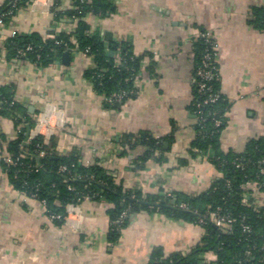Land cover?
Returning <instances> with one entry per match:
<instances>
[{
    "label": "crops",
    "instance_id": "crops-1",
    "mask_svg": "<svg viewBox=\"0 0 264 264\" xmlns=\"http://www.w3.org/2000/svg\"><path fill=\"white\" fill-rule=\"evenodd\" d=\"M111 2L110 14L91 17L93 30L127 45L142 60L133 97L119 108L107 107L95 91L86 77L93 59L79 51L47 67L8 57L5 44L11 38L74 31L66 16L56 20L57 0H32L0 24V91L11 92L27 111L18 113L20 123L0 115V264H149L157 250L164 256L187 255L199 244L204 235L199 225L148 210L134 213L111 242L113 205L105 200L84 201L79 213L57 223L41 202L15 190L3 162L19 134L26 129L28 136V128L34 132L44 121L39 134L55 158L74 156L84 166L99 164L126 190L143 197L208 190L222 173L208 156H194L192 148L202 34L214 42L219 92L229 102L222 150L241 152L251 139L264 138V31L255 26L253 14L264 8V0ZM9 5L0 0V11ZM72 8V0H61L57 12ZM71 42L76 43L74 37ZM141 134L162 143L147 161V146L122 147L127 138Z\"/></svg>",
    "mask_w": 264,
    "mask_h": 264
},
{
    "label": "trees",
    "instance_id": "trees-1",
    "mask_svg": "<svg viewBox=\"0 0 264 264\" xmlns=\"http://www.w3.org/2000/svg\"><path fill=\"white\" fill-rule=\"evenodd\" d=\"M9 1L10 5L0 11V18L4 22H8L18 10L32 2ZM59 1L61 0H57L54 9L56 20L60 21L66 16L73 21L74 31L62 35L51 33L46 37L32 35L11 38L5 44L8 57L26 59L47 67L76 48L80 53L88 52L93 59V67L86 77L95 91L105 97L107 107H121L127 99L133 97L136 81L141 76L142 60L136 58L127 45L118 44L111 37L103 39L93 30L91 17L103 18L110 14L113 7L111 0H72L73 8L65 14L57 12ZM253 14L255 26L264 31V8L253 10ZM73 37L75 44L71 42ZM208 40L211 42L208 43ZM213 47V40L206 33L202 34L197 44L196 73L207 53L212 52L216 56ZM22 53L25 54L23 57ZM215 56V78L210 86L211 94L216 95L217 99L212 104L199 107L209 93H200L195 84L192 107L196 117L192 146L194 156H208L210 162L222 173V178L208 190L194 196L163 192L159 196L143 197L138 191L126 190L115 184L99 164L84 166L74 156L55 158L44 137L38 136L28 141L26 129L8 149L10 159L17 164L3 162L11 184L15 190L28 197L35 195L37 201L45 204L49 216L61 215L60 220H54L60 224H64L63 218L69 204L80 205L86 198L107 201L113 205L110 211L111 242L119 239L128 226L130 217L140 210L156 211L174 220L199 225L204 230L201 241L189 254L164 256L157 250L149 264H264V206L247 207L242 202L244 195L250 192L248 185H254L264 193V174L260 173V163L264 161V138L251 139L241 152L222 150L221 136L227 125L229 102L219 92ZM117 59H120L119 65L116 64ZM122 95V100L118 101ZM22 110L11 92L0 91V115H11L20 123L22 119L18 113ZM28 123L31 124L30 121ZM32 126L31 124L30 127ZM136 144L149 148L143 161L149 160L156 151L162 149L160 140L148 134L127 138L122 147L123 150H129ZM40 152H44V155L40 156ZM63 167L66 171L61 173ZM70 186L73 190L69 189ZM183 203L187 205V209L181 208ZM219 210L222 215L235 221L231 232H224L209 221L208 215ZM125 212L127 217L122 223L116 224ZM243 220L244 225L251 228V233L244 231Z\"/></svg>",
    "mask_w": 264,
    "mask_h": 264
},
{
    "label": "built area",
    "instance_id": "built-area-1",
    "mask_svg": "<svg viewBox=\"0 0 264 264\" xmlns=\"http://www.w3.org/2000/svg\"><path fill=\"white\" fill-rule=\"evenodd\" d=\"M3 23V18H0V24ZM205 38H207V36L203 35ZM211 42L210 40H208V43ZM75 51H78V48L75 49ZM213 51L215 52V46L213 47ZM81 54H83V56L87 57V58H91L88 55V52H84ZM25 54L22 53L21 56L23 57ZM215 54L213 55L212 52L211 53H207L203 59L201 60V64L198 67L197 70V80H195V84H197L199 92L202 94H208V97L198 106L201 107L202 105H209L212 104L216 101L217 96L214 94H211V86L210 83L213 81V79L215 78V72H214V67H213V58H214ZM116 64L119 65L120 64V59L116 60ZM139 81V78L137 79L136 83ZM122 96H119L118 101L122 100ZM196 123V121H195ZM217 124H220V122H218ZM45 122L42 121L39 125H38V130H34V132H30L29 134V138L28 141L34 140L35 138H37L38 136H41L39 134V128H41V126H44ZM40 156L44 155V152H40L39 153ZM9 163L16 165L17 162L13 161L12 159L9 158L8 160ZM261 166V174H264V161L260 163ZM61 173L66 171V168L63 167L61 168ZM70 190H73V188L70 186L69 187ZM248 193H246L243 197V205L247 206V207H252L255 206L256 208L259 207H263V197H264V193H261L259 191V189L257 187H255L254 185H248L247 187ZM171 193V192H168ZM23 194L25 197L29 198V199H33L36 200V196H32V197H28L27 194L25 193H21ZM90 200L89 198H86L85 201ZM43 204V203H42ZM45 206V204H43ZM81 205V204H80ZM80 205H74V204H69L66 206V216L63 218L64 223H66L69 218L72 216V214H77L79 213V209H80ZM181 208L183 209H187V205L186 204H181ZM61 215H51L50 218L52 220H60L61 219ZM127 217V213H123L122 216L120 217V219L116 222V224H120L122 223V221ZM208 219L209 221L214 224L217 228H219L220 230L224 231V232H231L233 230V224L235 223V221L228 217V216H224L220 213L219 211H214L212 213H210L208 215ZM244 220L242 221L243 224V228L245 232L251 233V228L247 225H244ZM202 223V221H201Z\"/></svg>",
    "mask_w": 264,
    "mask_h": 264
},
{
    "label": "water",
    "instance_id": "water-1",
    "mask_svg": "<svg viewBox=\"0 0 264 264\" xmlns=\"http://www.w3.org/2000/svg\"><path fill=\"white\" fill-rule=\"evenodd\" d=\"M69 60H70L69 55L68 54H65L64 55V61H69ZM29 134H30V128H28V136H29Z\"/></svg>",
    "mask_w": 264,
    "mask_h": 264
}]
</instances>
